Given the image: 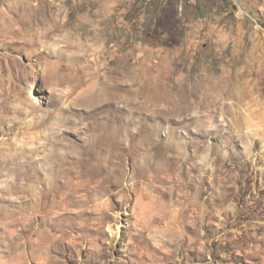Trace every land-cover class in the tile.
<instances>
[{
	"label": "rangeland",
	"instance_id": "obj_1",
	"mask_svg": "<svg viewBox=\"0 0 264 264\" xmlns=\"http://www.w3.org/2000/svg\"><path fill=\"white\" fill-rule=\"evenodd\" d=\"M0 264H264V0H0Z\"/></svg>",
	"mask_w": 264,
	"mask_h": 264
}]
</instances>
